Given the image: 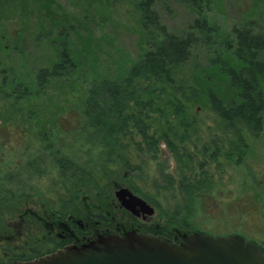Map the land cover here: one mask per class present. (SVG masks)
I'll return each mask as SVG.
<instances>
[{"label": "rangeland", "instance_id": "rangeland-1", "mask_svg": "<svg viewBox=\"0 0 264 264\" xmlns=\"http://www.w3.org/2000/svg\"><path fill=\"white\" fill-rule=\"evenodd\" d=\"M21 2L0 0V36L5 34L0 48L6 47L0 50V57L14 71L29 77L37 67L48 63V48L36 36L39 29H50V15L74 28L79 37L73 32L71 40L78 47L79 38L87 40L97 62L93 71L86 70L72 81H54L41 96L27 101H8L0 94V181L2 174L21 165L27 153L41 148L32 136L37 124L46 122L45 127H51L54 122L60 134L75 126L91 77H117L121 68H127L145 47L134 7L136 0H53L50 11L43 12L45 15L29 5L21 8ZM154 9L160 23L172 34L189 31L196 17L192 8L178 0H157ZM207 15L233 44L236 27L248 25L252 32L264 33V0H215ZM213 55L210 47L195 43L188 60L175 70L178 90L170 91L182 103V110L164 104L162 95L157 99L161 110L144 117L149 133L156 139L153 151L147 149L135 129H129L118 141L125 163L110 164L99 172L93 170L94 176L84 180L85 185L76 193L47 161L45 172L31 179L28 199L0 203V257L10 250L21 252L29 247L53 245L47 238L48 230L58 234L63 230L57 227L59 223L84 222L93 220L92 214L104 215L108 208L103 205L117 202L115 192L124 185L147 200L153 209L152 224L175 233L178 226L168 223L167 216L171 219L176 209L182 221L190 223L175 238L155 235L179 243L190 232L213 237L237 234L257 245L264 255V111L258 135L252 136L242 128L246 146L232 149L233 136L206 96L201 94L194 100L188 97L195 96L189 86L196 88L204 74L212 77L213 90L223 100L234 97L226 79L211 68ZM260 58L264 60V50ZM262 84L264 94V78ZM182 120L184 127L178 123ZM170 125L175 126L173 135ZM163 133H168L169 143ZM62 142L68 146L65 152L72 153L78 162H96L95 167L100 163L97 149L84 152L91 149L88 144L78 141L72 147L73 141ZM186 191L193 193L191 201L182 196ZM111 211L116 219L120 217L117 208ZM187 212L193 214L191 219L185 218Z\"/></svg>", "mask_w": 264, "mask_h": 264}, {"label": "trees", "instance_id": "trees-1", "mask_svg": "<svg viewBox=\"0 0 264 264\" xmlns=\"http://www.w3.org/2000/svg\"><path fill=\"white\" fill-rule=\"evenodd\" d=\"M21 1V8L32 6L42 15L48 13L54 4L53 0ZM156 1L136 0L134 3L145 45L137 58L127 68H121L115 78L91 77L77 123L65 133L60 134L54 122L50 123L51 127H45L46 122L37 124L32 136L41 143V148L30 152V155L27 153V157L17 169L2 174L0 203L28 199L29 183L35 175L45 172L47 161H50L59 174L72 185L73 192L76 193L78 188L85 185L84 180L88 181L89 176H94L96 171L93 170L97 169L99 172L110 164L125 163L118 150V141L123 134L130 131L129 129H135L147 149L153 151L156 148V139L149 133L144 117L149 112L161 110L162 106L158 104L157 99L162 95H165L164 104L182 110V103L176 94L170 91L178 90L175 70L188 60L191 49L197 42L212 49L214 55L210 58V66L218 76L226 79L233 89L234 97L228 101L223 100L213 90L212 77L204 74L197 81L196 88L189 86V91L195 93V96H188L189 99H199L201 94L206 96L212 109L224 121L233 136L232 149L246 146L242 128L252 136H257L262 130L264 60L260 58V53L264 50V33L252 32L248 25L236 27L233 29V44L207 15L215 0H178L192 8L196 17L189 31L182 35L172 34L160 23L154 9ZM48 19L50 29H39L36 36L48 48L47 64L37 67L27 77L28 75L23 76L14 71L12 66L0 57V94L8 101H27L39 97L54 81H72L75 77L84 75L86 70L93 71L97 61L91 47H88V41L79 38L81 44L78 47L71 40V34L74 32L71 25L60 17L51 18L50 15ZM74 35H77L76 31ZM1 37H5V34H2L0 39ZM4 48L5 45L0 50ZM178 123L181 127L185 126V120ZM173 126H169L172 135L173 128L175 129ZM162 137L169 143L168 133H163ZM62 141H73L72 147H76L75 143L78 141L88 144L91 149L88 147L85 153L97 149V159L100 163L95 167L96 162L95 165L78 162V158L72 153L65 152L68 146ZM192 194L187 192L182 193V196H187L191 201ZM71 198L74 199V193ZM179 211L176 209L171 219L167 216V222L177 225L181 230L190 223L182 221L183 216ZM192 216L191 212H187L185 218L191 219ZM175 217L178 220H175ZM153 234L172 236L162 228Z\"/></svg>", "mask_w": 264, "mask_h": 264}, {"label": "water", "instance_id": "water-1", "mask_svg": "<svg viewBox=\"0 0 264 264\" xmlns=\"http://www.w3.org/2000/svg\"><path fill=\"white\" fill-rule=\"evenodd\" d=\"M115 196L133 215L153 212L144 199L126 187L116 191ZM17 264H264V255L257 245L237 234L213 237L190 232L176 243L127 230L121 235L108 232L79 246Z\"/></svg>", "mask_w": 264, "mask_h": 264}, {"label": "flooded vegetation", "instance_id": "flooded-vegetation-1", "mask_svg": "<svg viewBox=\"0 0 264 264\" xmlns=\"http://www.w3.org/2000/svg\"><path fill=\"white\" fill-rule=\"evenodd\" d=\"M120 186V185H119ZM126 186L133 194H136L131 186ZM117 199V198H116ZM147 202V200H145ZM113 203V204H112ZM110 206L103 205L105 208V214L97 213L91 216L94 217L93 220L79 222L75 220H70V222H64L57 224V227H61L63 230L56 234H51L48 230V237L52 240V244L43 249H34L29 247L27 250H22L21 252H15L10 250V253L5 254V256L0 257V264H17L18 262H27L39 258L41 256L50 254L57 250H63L69 246H79L82 243H85L89 240H92L99 236L100 234H106L108 232H114L121 235L127 230H135L137 232H145L153 234L154 231H159L161 227H158L157 224L151 223V215L141 214L140 219L136 215L131 214L127 209H125L117 199L112 201ZM148 203V202H147ZM112 208H117L119 211V216L117 219L113 216ZM96 218V219H95ZM52 226V224H50ZM55 226V225H53ZM52 228V227H51ZM180 230H176L171 233L172 237L175 238ZM52 235V236H51ZM179 242V241H178Z\"/></svg>", "mask_w": 264, "mask_h": 264}]
</instances>
